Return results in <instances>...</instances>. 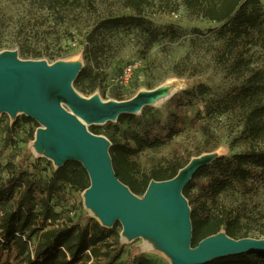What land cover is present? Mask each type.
Masks as SVG:
<instances>
[{"label": "rangeland", "instance_id": "obj_1", "mask_svg": "<svg viewBox=\"0 0 264 264\" xmlns=\"http://www.w3.org/2000/svg\"><path fill=\"white\" fill-rule=\"evenodd\" d=\"M261 5L264 19V0ZM126 16H137V13L121 0H92L79 10L55 12L44 9L39 0H0V53L16 51L22 60L49 64L77 62L83 67L88 65L86 59H89V66L102 73L103 79L94 94L104 101H119L116 95L129 100L140 92L158 90L166 84L178 87L166 102L146 106L138 112L136 123L113 122L110 131L118 127L116 137L122 141L135 132L146 131L150 122L167 123L175 111L173 96L201 84L209 87L211 93L206 100L184 113L187 121L183 134L141 156L145 172L172 157L177 143L182 145L184 154L195 153L203 145V133L194 119L207 123L216 136L219 145L213 152L216 156H232L256 146L244 132L243 115L239 110L216 114L209 119L198 118L205 115L206 101L235 93L241 83L230 71L229 60L221 56L223 40L218 30L222 24L192 15L183 0H149L143 16L158 31V40L149 49L145 30L125 28L105 31L97 44L86 50L88 36L98 23ZM244 48L247 64L264 73V30L245 41ZM128 67H132L129 77L125 75ZM75 90L82 97L92 96ZM22 115L16 118L6 113L0 115V184L21 171L44 187L56 166L35 148L37 125L21 120L16 131H11ZM96 126L100 135L106 137L108 124ZM202 179L204 182L207 178ZM219 199L249 220V238L264 239L260 234L264 230V171L263 176L249 180L246 185L226 190ZM51 204L64 216L65 223L78 222L85 226L94 218L83 203L82 193L68 186H63ZM14 207L15 201L6 209ZM121 236L122 227L117 239L123 245L119 264H139L140 255L133 253L135 249H140L153 264H173L169 255L158 247L149 248L143 238L125 242ZM0 263L27 264V256L20 254L13 244L6 248L0 245Z\"/></svg>", "mask_w": 264, "mask_h": 264}, {"label": "trees", "instance_id": "obj_2", "mask_svg": "<svg viewBox=\"0 0 264 264\" xmlns=\"http://www.w3.org/2000/svg\"><path fill=\"white\" fill-rule=\"evenodd\" d=\"M43 8L52 12L75 11L92 0H39ZM137 16L116 17L97 24L88 36V51L95 46L105 31L125 28L145 30L149 49L158 40V31L144 18L149 0H121ZM183 5L192 15L222 24L218 35L223 40L222 54L230 62V71L240 83L235 93L206 101L205 115L200 119L213 118L232 110L242 112L244 132L256 146L232 156H221L209 166L201 168L185 187L183 194L191 207L193 228L192 247L220 232L230 238H249V220L232 208L224 205L219 197L230 188L246 185L249 180L263 176L264 171V73L247 64L244 42L254 33L264 29L261 0H183ZM174 36H176L174 34ZM84 66L74 81V87L83 94L93 95L103 79L102 73ZM182 76V75H180ZM211 89L198 85L172 97L175 111L167 123L150 122L147 130L133 133L127 140L116 137L118 127L111 132L108 124L106 137L111 142L110 155L118 179L137 196H143L151 181H166L177 176L193 157L212 153L218 147L216 136L207 123L194 119L204 142L195 153L184 154L182 145H175L172 157L150 170L143 169L141 156L147 150L160 148L181 136L187 117L184 113L206 100ZM123 101L121 95H116ZM21 120L37 125L33 119L22 115L14 122L11 131H16ZM136 115L124 114L118 118L120 125L136 123ZM90 131L100 135L99 127L92 125ZM203 177L207 179L203 182ZM63 186L83 193L90 187L87 171L79 162L70 161L53 172L46 186L38 185L34 177L18 171L13 177L0 184V245L4 248L13 244L20 254L27 256V264H119L123 245L117 240L121 224L113 228L102 227L94 218L83 226L78 222L65 223L64 216L51 204ZM15 201L12 210L6 207ZM264 237V230L261 231ZM116 239L111 241V239ZM139 264H153L140 249ZM1 264V263H0ZM207 264H264V253L240 254L213 260Z\"/></svg>", "mask_w": 264, "mask_h": 264}, {"label": "water", "instance_id": "obj_3", "mask_svg": "<svg viewBox=\"0 0 264 264\" xmlns=\"http://www.w3.org/2000/svg\"><path fill=\"white\" fill-rule=\"evenodd\" d=\"M82 69L77 62L49 64L22 60L16 51L0 53V115L23 114L37 122L35 148L56 169L70 161L82 164L90 179V187L82 193L83 203L99 224L111 229L119 222L122 240L123 236L130 241L148 239L173 264H207L227 256L264 253V239L236 240L225 232L192 247L191 207L183 191L201 168L219 158L213 152L193 157L171 180L151 181L143 196L118 179L110 140L92 133L88 125L136 115L153 105L160 88L123 101H104L97 94L86 98L73 85Z\"/></svg>", "mask_w": 264, "mask_h": 264}, {"label": "bare ground", "instance_id": "obj_4", "mask_svg": "<svg viewBox=\"0 0 264 264\" xmlns=\"http://www.w3.org/2000/svg\"><path fill=\"white\" fill-rule=\"evenodd\" d=\"M177 88L178 87L175 86L174 84H172V85L166 84L163 87H161L159 89V95L154 99L153 105L166 102L175 93ZM143 240L146 241L147 246L149 248H153L154 243L152 241H150L148 239H144V238H143ZM123 241L129 242L130 240L127 237L123 236Z\"/></svg>", "mask_w": 264, "mask_h": 264}, {"label": "built area", "instance_id": "obj_5", "mask_svg": "<svg viewBox=\"0 0 264 264\" xmlns=\"http://www.w3.org/2000/svg\"><path fill=\"white\" fill-rule=\"evenodd\" d=\"M131 73H132V67H128V68L125 69V75H126L127 77L131 76ZM72 214H73V213H71V215H72Z\"/></svg>", "mask_w": 264, "mask_h": 264}]
</instances>
